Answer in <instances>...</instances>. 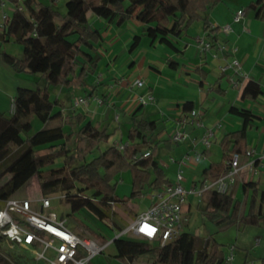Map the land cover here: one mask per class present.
<instances>
[{"label":"trees","instance_id":"obj_1","mask_svg":"<svg viewBox=\"0 0 264 264\" xmlns=\"http://www.w3.org/2000/svg\"><path fill=\"white\" fill-rule=\"evenodd\" d=\"M221 1L66 0V10L60 13L53 3L22 0L21 9L13 11L7 28L0 33V42L12 39L21 46V55L16 57L0 50V59L16 73L40 75L45 80V86L33 89L18 87L13 99V113L6 115L0 112V181L9 176L0 186V200L13 197L36 176L43 196L60 190L72 214L86 208L102 222L112 217L115 204L129 203L141 196L145 188L158 189L170 184L172 181L155 156L159 142L167 145L171 142L169 139L157 140L160 134L156 131L157 121L141 117L144 105H139L131 114L134 122L122 142H128V145L123 150L115 144L101 150L99 145L107 142L113 132L98 128L80 114L71 113L62 125L48 126L59 116L52 115L58 100L50 98L49 87L89 89L90 96L102 87L100 83L88 82V77L94 75L101 61L96 46L102 41L101 32L88 23V13L107 22L133 20L141 25V33L131 39L130 52L138 47L141 37H147L152 43L157 41L181 56L182 52L172 38L180 37L196 22L202 23L208 42L215 46L220 27L211 26L209 12ZM248 7L256 11V18H261L264 0L251 1ZM166 65L175 70L178 63L168 58ZM194 70L199 71V68ZM262 93L259 81L250 78L245 81L239 97L255 101ZM101 101L104 102V99ZM192 109V102H185L182 114ZM229 113L239 117L242 126L223 135L219 142L220 160L202 170L201 175L205 178L220 174L224 162L233 153L244 154L247 131L250 124L259 118L251 110L233 106L229 108ZM30 116H35L43 125L32 134ZM70 140L74 143L72 150L65 147ZM146 149L150 150V155L139 156ZM94 150L98 151V155L87 160ZM203 154L207 157L209 152L204 151ZM59 158L63 159L62 165L51 167ZM125 171L130 173L131 189L128 196L120 197L116 193V185L120 173ZM242 191L246 197L243 201L237 200L232 190L223 194L215 191L206 194L205 211L217 226L227 222L264 227V189H260L257 182L248 181L243 183ZM184 210H187L186 205ZM219 214L223 218L217 219ZM111 243L115 248L114 258L120 264L138 260L141 256L154 258L152 264H225L222 245L212 235L200 237L182 230L162 246L157 241L123 235ZM246 263L247 260L244 261ZM0 264L9 263L0 257ZM259 264H264V257Z\"/></svg>","mask_w":264,"mask_h":264},{"label":"rangeland","instance_id":"obj_2","mask_svg":"<svg viewBox=\"0 0 264 264\" xmlns=\"http://www.w3.org/2000/svg\"><path fill=\"white\" fill-rule=\"evenodd\" d=\"M45 2L53 3L55 8L60 12H65V3L66 0H42ZM250 0H222L220 5L218 6L219 11L225 10L226 14L232 13L233 15L237 10L244 11L243 18L238 24L232 25V32L230 34H224L229 35V41H234L235 36H237V31L241 30L242 27L245 29H248L249 35H245L241 33L240 38L237 39L235 45L240 48L239 53H243L245 50L249 49V45L251 46V49L254 53L260 55L261 52L264 54V39L262 35L257 34V30L259 28H264V16L261 19H257L255 17L256 11L253 9H250L248 7V2ZM255 1V0H252ZM13 10V5L9 0H6V6L4 8V11L7 14H11ZM264 15V11H263ZM95 16L88 13V23L93 27H98V24L94 23ZM256 19V20H255ZM98 20H103L101 18H98ZM132 22V23H131ZM131 25H135L134 21H130ZM219 26H223L226 23L220 22ZM128 23H121L120 26L123 28L122 33L127 36L136 35L140 33L133 32L130 28ZM196 23H193L195 25ZM262 24V25H261ZM261 25V27H260ZM134 33V34H132ZM246 40H250L249 45L245 43ZM131 41V39H130ZM174 42V41H173ZM155 50L153 51V54L155 55L154 58V66L157 70L161 72V77L159 79L160 85L165 84V81H167L168 74L165 73L161 68L162 64L165 60V57L167 56L165 50H169L167 47H165L162 44L155 45ZM141 48V47H140ZM230 52L233 53V48H229ZM0 50L5 51L6 53L12 54L16 57L21 55V46L18 43H15L12 39L6 42H0ZM139 50V49H138ZM134 51V50H133ZM117 59L115 61V65H119L122 67L127 68L126 65H128L129 58L133 54L128 53V46H119L117 47ZM260 60L264 61V58L261 56H258ZM178 58V57H177ZM125 64V66H124ZM101 66V65H100ZM152 74V73H151ZM140 78L144 80L146 85H151L152 78L155 77L156 74H139ZM93 79V75H91V79L89 80L91 83ZM134 79V78H133ZM136 80V79H135ZM134 80V81H135ZM178 85V95H184L185 93V87L181 85V82H177ZM145 85V88H146ZM264 85V82L263 84ZM44 87L45 86V80L40 77V75H33V74H26V73H14L10 67L7 65H4V63L0 60V93L4 92L5 87H21V88H27V89H33L35 87ZM135 91H139L136 86ZM230 87V86H229ZM228 87V88H229ZM14 89V88H12ZM264 89V87H263ZM50 91V98L54 99L56 97H60L63 100V103L65 102L67 106V114L71 110L72 114H76L79 112L82 107L73 109L72 108V95L75 96H83L84 97V91L82 88H75V89H64L61 87H49ZM264 93V92H263ZM240 94V91L238 92ZM215 100H211L210 98L207 99L206 104H208V107L205 105L203 106L207 111L210 110L209 107H213L212 105L215 103L216 100H219V104L217 108L215 109L213 115L216 117L220 122L223 124V126H227L230 123H235L237 125V128H240L241 126V119L237 116L230 114L227 112V109L232 105L238 109H247L250 107L249 103L251 105L255 106V102L246 100L242 101L240 98L234 100V96L231 94V92L228 93V95L223 98L222 96H219V94H215ZM156 97L158 95L156 94ZM162 100L163 97L159 96ZM178 99L177 97H175ZM257 101L264 102V94L258 97ZM10 101L8 102V109L10 106ZM155 105H157V102L147 104L144 106L143 114L141 117L149 119V116L151 113L155 112ZM8 109L6 110V114H9ZM253 111V110H252ZM202 113L203 111L200 110ZM120 115V118L118 121H114L111 126L110 130H116L118 123L122 127L123 136L120 137L119 131H117L107 142H102L99 147L101 150L105 149L106 147H109L114 144H118L120 142H124L126 138V131L129 127H125L124 124L127 123V118L124 117V115L121 112H117ZM253 113H255L253 111ZM30 123L32 125V129L30 131V134L34 133L35 131L39 130L43 125L40 123V121L35 116L29 117ZM124 123V124H123ZM123 124V125H122ZM56 125H62L61 118H56L52 122L49 123V126H56ZM205 126V125H204ZM65 130L69 132V129L67 126H64ZM194 129L191 125H185L184 131H191V129ZM76 129V127L73 129V131ZM225 129V128H224ZM182 130V128H181ZM226 130V129H225ZM171 133V132H170ZM164 137L167 139V134H163ZM188 137H190L188 134ZM255 128L251 127V129L248 131V141L249 143H253L255 138ZM189 139H187L186 142H188ZM117 141V142H115ZM74 146L73 140L67 141L65 147L68 150H72ZM180 145L175 143H170V145L165 144L164 142H159L156 147V159L161 164L164 163L165 172L167 177L170 180H173V162H171V159H174L175 161H179L181 158L184 157L182 155L181 157L175 156L174 152L177 154V148H179ZM203 146L198 144L197 150L199 152L202 151ZM210 155L208 157L204 156L203 159H201L198 163H195V169L185 172L184 168L182 169V174L186 178L183 182V185L185 187H190V181L192 179V175L200 176V173L204 167H206L210 162L216 163L219 162L221 157V149L219 146V143H213L210 147ZM71 152V151H69ZM98 155V151L94 150V152L88 156L87 160H91L92 158L96 157ZM63 159L59 158L56 159L54 164L51 167H58L62 165ZM262 179L264 175H259ZM239 180L244 178V181H248V179H257V175H250L245 171H242L239 174ZM9 176H5L0 181V186H2L7 180ZM173 178V179H172ZM237 180V179H236ZM237 180V181H239ZM131 189V177L129 171H125L120 173L119 179L116 185V193L122 197V196H128L130 194ZM149 189L145 188L142 192V195L144 197L138 196L137 198L131 200L129 203H123V204H115L113 206V214L110 219H105L102 222L98 221V219L86 208L80 209L78 212L71 213L69 205L64 201V193L58 190L57 192L50 193L47 196L50 198L51 206L49 208V211L54 213L58 218H64L67 221V225L70 229L74 230L77 234H79L82 237H86L89 239H92L96 242L102 243L106 242L108 243L103 252L99 255H96L91 259V264H120L121 262L118 261V259L115 257V248L114 245L111 243V240L114 236L120 234V229H124L135 217L136 211L142 212L146 209V207L149 205L150 201L147 197L149 193ZM43 195L41 194L39 190L38 180L36 176H33L28 182H26L15 194L14 197L20 198V199H31L34 200L33 206L38 207V203L35 202ZM205 195L199 199L195 196L188 197V200L190 202V207L188 210H184L182 213V221H183V230L189 231L197 236L200 237H207L209 235H212L214 239L219 242L222 245V250L224 254L229 253V247L234 246L233 250V260L231 264H244V256L247 255V263L246 264H259L260 259L264 257V227L263 226H242L238 224H230V223H222L220 225L215 224V220H213L209 213L205 211ZM218 218H223L222 214H219ZM120 231V232H119ZM127 238H132L133 236H130L129 234L123 235ZM152 247L155 245L153 243H150ZM229 245V246H228ZM4 256L11 259L12 262L15 264H44L43 261L36 263L34 258L32 256H26L25 254L18 253L17 251H4ZM154 258L148 257V256H141L138 261L142 262L144 264H152Z\"/></svg>","mask_w":264,"mask_h":264},{"label":"crops","instance_id":"obj_3","mask_svg":"<svg viewBox=\"0 0 264 264\" xmlns=\"http://www.w3.org/2000/svg\"><path fill=\"white\" fill-rule=\"evenodd\" d=\"M251 1L252 0H250L249 2ZM220 3L217 4L209 12V21L211 25H213L214 27L219 26V24H221L220 23L221 21L228 24L230 26V31L226 34H230L233 29L232 25L238 23L232 22L233 12L226 14L225 10L223 11L218 10V6L220 5ZM263 16L264 15H262V18ZM257 19H261V18H257ZM130 21L131 20H127L123 22H117V21L107 22L105 20L99 21L98 18H95L94 20V23L98 24V27H94V28L98 29L101 32V36H102V41L96 46L97 52L101 56V61L97 67L96 72L93 75V79L90 84L100 83L102 84V87H99L97 92L94 93V95L92 96L89 95V89L88 90L85 89L86 91L84 90V97L89 98V103L86 107H82V109H80L79 112L76 114H80L81 116L84 117L85 120L91 121V123L93 125H96L98 128H104V129L106 128L108 132H113L114 134L117 131H119L120 137H122L123 129L119 125V123L115 131L110 130V126L114 121L119 120L120 115L117 112H121L124 115V117L127 118V123H128V124H124V123L123 124L125 125L126 128L130 127L131 124L134 122L131 114L139 106L136 102V97L144 92H150L154 97L155 102H157V105H155L154 107L155 112L151 113L149 119L145 118L148 121H154V120L157 121L158 128L156 131H160L157 140L169 139L170 132L176 129L181 130L182 128V130H184L183 129L184 126L181 127V124L178 119L183 113L182 112L183 104L188 101L192 102L194 109H199L203 111L201 113L202 123L206 127H212L215 122L217 121L220 122V120H218L213 115L215 109L219 104V100H216L215 103L212 105L213 107L212 108L209 107L210 110L207 111L203 107L205 105L208 107V104H206L207 99L210 98L211 100L214 101L216 99L214 93L215 94L217 93L219 94V96L225 98L229 92H231V94L234 96V100L240 98L238 92L241 90L232 88L228 81L227 76H224L219 72V67L225 64L226 62H230L233 57L239 60L242 70L248 75L247 79L253 78L254 80L259 81L263 89L264 85L262 84L264 82V61L260 60L258 57L261 56L264 58L263 52H261L260 55L254 53L251 49V46L249 45L250 40L245 41V43L249 45V49L245 50L243 53H239L240 48H238V46L234 44L236 43L237 39L240 38L241 33L245 35L247 34L249 35L248 29L242 27L241 30H238L237 36H235L234 41L233 40L229 41L230 36L226 35L225 37L224 36L225 33H223L220 30L217 36V40L223 42L226 45L225 46L226 49L224 48L223 52L220 51L218 52L216 48H214L212 51L209 52H201L198 44H196L195 42V38L200 36L206 38V33H204L202 29L201 22H196L195 25L192 24L186 30V32L183 33L180 37L172 38L175 46L178 48V50H180V52H182L181 56L179 55L177 56L171 50L164 49V51H166L167 56L165 57L161 69L169 75L168 76L169 79H167V81H165V84L162 85L161 87L159 82V79L161 77V72L157 70L156 67L154 66L155 55L153 54V51L156 48L155 45H158L160 43H158L157 41H154L152 43L147 37H141L140 44L138 45V47L134 51L130 52L129 45L131 43L130 39H132V35L127 36L125 35V32L123 34L122 33L123 28L118 27L121 25V23L127 22L128 23L127 25L130 26L133 32L135 31L136 33L137 32L141 33L142 26L136 24V22L135 24L137 26L131 25L132 22L130 23ZM259 33L260 35H262L264 39V28L263 29L259 28V30H257V34ZM119 46H128V53L129 54L134 53V55H131V57L129 58L130 62L128 63V65H126L127 68L119 65H115L116 64L115 61L118 55L116 51H117V47ZM230 47L235 49L234 53L230 52L229 49ZM215 53L218 55L217 57L213 56ZM168 58H172L178 63V66L175 70L168 68V66L166 65V60ZM195 68H199V71H195L194 70ZM140 73L142 74L146 73L151 76L152 74H156V76L151 77L152 78L151 85L149 84L146 85L144 82V86L142 88H138L140 89L139 91H135L134 90L135 87H133V82L135 79H141L139 76ZM90 79L91 76L88 77V82H90L89 81ZM178 81H180L181 85L185 87L184 95L176 94L178 93V89L176 86L178 85L177 84ZM17 88L18 87H11V88L5 87L4 88L5 91L0 93V112L6 114V110L8 109V102L9 101L11 102V100L14 99ZM156 94L158 95V97H156ZM263 94L264 93H262V95ZM159 96H162L163 99L161 100ZM75 97L77 96L72 95V101ZM175 97H177L178 99H176ZM56 99L58 101L52 109V115L59 114L57 118H61V121L63 123L65 117L69 116L70 114H67L68 111L65 102L63 103V100L60 97H56ZM96 99H99L100 101L101 99L102 100L104 99V102L101 101L102 103H99ZM257 100L253 101L256 103L255 106L249 103L250 107L247 108L248 110L251 111L253 110L255 112L254 114L259 117L257 120L253 121L250 124V127L248 129L249 131L251 127L255 128L256 140H254L253 143L250 144L248 141V131H247L246 148L253 147L257 151H259L261 145L264 143V102ZM242 101H246V100H242ZM230 107H232V105ZM229 108L227 109L228 113H229ZM72 111L73 110H71L69 113H72ZM116 115H118V119H115ZM52 121L53 120H51L50 122ZM240 128H237V125L234 122L228 124L227 126H223V124L221 123V127L219 129H215L214 131L215 135L212 142L219 143L225 133ZM203 130H204L203 128H198V129L192 128L191 131H187V133L190 134L189 140L188 142L178 144L180 145V147L177 148L176 150L177 154L175 153V151H172L174 152L175 156L181 157L182 155L186 154L191 148V139L197 138L200 135H202ZM164 133L167 134V139L164 137L163 135ZM208 152L210 155L211 151L209 150ZM163 162L161 164L158 161L160 166H162L165 170ZM211 163L212 162H210L206 167H208ZM194 167H195L194 163H190L187 165H180V166L178 164H173V172H174L173 176L175 175L178 168L180 169L184 168V173H185L194 170L195 169ZM206 167H204L203 169H205ZM260 174L264 175V171L256 174L258 177L257 179L250 178L248 179V181L257 182L259 188L264 189V176L262 179L259 176ZM201 176H202L201 173L200 176L192 175L190 184L192 185V183L198 180ZM185 179L186 178L184 177V181ZM237 180H239V177H237ZM237 180L231 186L230 190L234 192L235 198L237 200L243 201V199H245L246 197H244L243 195L242 185L243 183L248 181H244V178H242L239 181ZM185 205L187 206V210H188L190 207L189 200ZM35 208L37 209V207ZM139 213L140 212L136 211L135 217ZM245 260H247V255L244 256V261Z\"/></svg>","mask_w":264,"mask_h":264},{"label":"built area","instance_id":"obj_4","mask_svg":"<svg viewBox=\"0 0 264 264\" xmlns=\"http://www.w3.org/2000/svg\"><path fill=\"white\" fill-rule=\"evenodd\" d=\"M13 5V11L21 9L22 0H9ZM6 0H0V33L7 28L11 15L4 11ZM244 11L237 10L232 17V22L239 23L243 18ZM214 27L213 25H211ZM223 33L230 31L228 24L220 26ZM201 52H209L214 48L218 52H223L225 44L216 41L212 47L208 39L203 36L195 38ZM226 49V48H225ZM235 51V49L233 48ZM234 53V52H233ZM217 57L215 53L213 55ZM220 74L227 76L232 88L241 90L248 78L239 60L232 58L230 62L219 67ZM133 86L142 88L144 81L136 79ZM102 103L99 99H96ZM154 97L150 92H144L136 97L138 105H146L153 102ZM89 98L78 96L72 101L74 109L86 107ZM14 105L11 100L9 113H13ZM118 119V115L115 116ZM181 127L191 125L194 128H203V133L197 138L191 139V148L184 154L179 161L171 159V162L180 165L198 163L203 157L204 151H209L214 138L215 129L221 127L219 121L212 127H206L201 121L199 109H192L179 117ZM189 139L184 130H174L169 135V140L175 144H181ZM198 144L204 149L197 150ZM119 150H123L125 144H115ZM150 150H145L139 156L148 157ZM245 171L250 175H256L264 171V143L259 151L253 147H247L244 154L233 153L224 162L223 171L214 176L205 178L201 176L192 183L189 188L183 185L184 176L182 169L178 168L174 175V180L170 184H165L158 189H150L147 197L150 201L145 210L137 214L133 221L128 224L120 234L114 236L127 235L145 239L147 241H157L159 245H164L174 239L183 230L182 213L183 207L188 201L189 196L201 199L208 192L215 191L223 194L230 190L239 174ZM141 197H144L141 195ZM34 200L10 197L0 200V257L4 258L9 264H15L11 259L4 256V251H17L19 254L32 256L36 263L41 261L44 264H88V262L103 252L106 242H96L92 239L79 236L67 226L64 218H58L49 211L51 206L50 198L42 196L35 202L38 203L37 209L33 206ZM113 237V238H114ZM112 242V240H111ZM234 246L229 247V253L225 255V264H231L233 260ZM127 264H144L138 260Z\"/></svg>","mask_w":264,"mask_h":264},{"label":"water","instance_id":"obj_5","mask_svg":"<svg viewBox=\"0 0 264 264\" xmlns=\"http://www.w3.org/2000/svg\"><path fill=\"white\" fill-rule=\"evenodd\" d=\"M115 239V237L114 238H112V240H114Z\"/></svg>","mask_w":264,"mask_h":264},{"label":"bare ground","instance_id":"obj_6","mask_svg":"<svg viewBox=\"0 0 264 264\" xmlns=\"http://www.w3.org/2000/svg\"><path fill=\"white\" fill-rule=\"evenodd\" d=\"M229 246V245H228ZM235 251V250H234Z\"/></svg>","mask_w":264,"mask_h":264}]
</instances>
